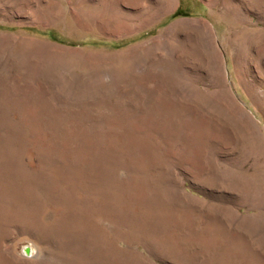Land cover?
<instances>
[{
  "label": "rangeland",
  "instance_id": "obj_1",
  "mask_svg": "<svg viewBox=\"0 0 264 264\" xmlns=\"http://www.w3.org/2000/svg\"><path fill=\"white\" fill-rule=\"evenodd\" d=\"M0 264H264V0H0Z\"/></svg>",
  "mask_w": 264,
  "mask_h": 264
}]
</instances>
